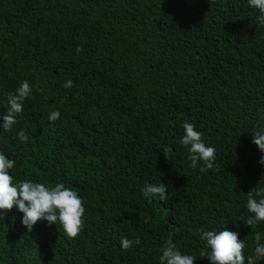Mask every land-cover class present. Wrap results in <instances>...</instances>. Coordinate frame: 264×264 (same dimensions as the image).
<instances>
[{
    "label": "trees",
    "instance_id": "trees-1",
    "mask_svg": "<svg viewBox=\"0 0 264 264\" xmlns=\"http://www.w3.org/2000/svg\"><path fill=\"white\" fill-rule=\"evenodd\" d=\"M259 15L247 0H0V115L22 81L35 86L13 131L0 127V150L20 179L65 183L87 208L76 239L46 221L28 233L14 208L0 264H158L169 239L210 264L199 227L239 232L251 254L264 232L241 221L264 186ZM186 121L216 148L212 170L190 167ZM146 182L167 184L168 200L149 204ZM124 237L141 243L123 251Z\"/></svg>",
    "mask_w": 264,
    "mask_h": 264
},
{
    "label": "clouds",
    "instance_id": "clouds-1",
    "mask_svg": "<svg viewBox=\"0 0 264 264\" xmlns=\"http://www.w3.org/2000/svg\"><path fill=\"white\" fill-rule=\"evenodd\" d=\"M248 6L257 9L260 15L258 24H264V0H247ZM83 51L77 47L76 52ZM75 82L67 80L64 88L71 89ZM35 91V86L24 80L16 88L15 93L7 99V113L0 115V127L11 132L19 123L18 117L25 111V103L30 100ZM40 91H43L40 89ZM60 110H51L48 115L50 122L61 118ZM184 134L180 143L188 153L190 167L201 172L212 170L216 164V148L204 138V133L198 130L193 122L183 123ZM18 139L27 143L30 139L26 131L17 133ZM253 143L261 152H264V128L253 132ZM264 165V157L259 161ZM17 162L0 150V219L8 216L14 208L22 213V224L28 233L34 231L40 221H46L48 226L62 227L69 239H76L82 233L86 220V203L84 197L74 188L65 183H45L33 179H20L16 173ZM143 197L149 204L153 200L166 202L168 200V185L163 183L146 182L140 189ZM247 211L251 214L246 220H241L252 229L264 224V186H258L248 193L246 202ZM151 217H147L150 221ZM204 244L202 256L210 264H264V232H255L254 249L246 255L248 244L240 239V233L231 231L228 227L221 229H206L199 227L194 233ZM141 243L139 238L130 240L124 237L120 241L123 251H128L133 245ZM195 255L183 252L173 240H167L160 248L158 264H195Z\"/></svg>",
    "mask_w": 264,
    "mask_h": 264
}]
</instances>
